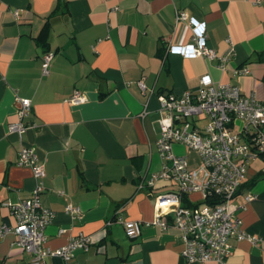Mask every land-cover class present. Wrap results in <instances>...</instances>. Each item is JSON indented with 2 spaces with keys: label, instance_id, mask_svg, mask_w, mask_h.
<instances>
[{
  "label": "crops",
  "instance_id": "crops-1",
  "mask_svg": "<svg viewBox=\"0 0 264 264\" xmlns=\"http://www.w3.org/2000/svg\"><path fill=\"white\" fill-rule=\"evenodd\" d=\"M182 12L187 18L179 19ZM191 18L206 23L207 45L219 56L168 52L195 42ZM47 51L54 58L43 75ZM244 68L247 74L236 73ZM204 75L264 99V0H0V227L14 222L7 204L33 193L32 168L17 163L22 147H33L46 167L42 203L55 212L46 246L81 234L93 240L70 264H218L188 262L176 227L145 226L132 238L119 220L155 219V196L175 188L166 181L140 188L163 165L159 95L198 90ZM76 90L86 101L66 102ZM17 97L32 104L22 136L9 129L20 120ZM174 150L198 160L181 143ZM247 193L255 199L246 202ZM232 204L244 206L242 228L263 240H234L230 263L264 264L263 158L252 162ZM16 239H0V264H31ZM48 263L66 264L60 257Z\"/></svg>",
  "mask_w": 264,
  "mask_h": 264
},
{
  "label": "built area",
  "instance_id": "built-area-1",
  "mask_svg": "<svg viewBox=\"0 0 264 264\" xmlns=\"http://www.w3.org/2000/svg\"><path fill=\"white\" fill-rule=\"evenodd\" d=\"M178 17L185 19L187 15L182 12ZM190 24L195 42L170 45L168 52L189 58L219 56L207 45L206 23L191 18ZM53 58L50 51L43 55V75L50 74ZM223 60L226 62L227 58ZM248 72V68L236 71ZM200 82L198 90L159 95L161 133L157 145L163 165L140 188H154L159 181L169 182L175 188L155 196L158 211L155 219L119 220L132 238L140 236L145 226L155 225L164 231L176 227L183 239L182 256L188 262L231 264L234 240L253 244L263 240L242 228L237 211L244 206L234 208L232 201L239 194L252 162L264 155V99L243 93L237 85H216L210 75H204ZM138 83L146 89L144 81ZM16 101L20 120L11 123L9 129L22 136L28 129L24 118L32 104L29 98L17 97ZM84 101L86 96L78 90L66 100L73 104ZM177 143L195 151L198 160L176 153ZM17 163L32 168L36 185L29 198L7 204L14 222L0 227V239L16 235V244L32 255L31 264H49L52 257L70 264L75 250H88L92 238L81 234L57 249L46 246V229L54 221L55 212L41 200L45 191V164L36 149L27 146L19 151ZM254 199L252 193L245 194L246 202ZM66 210L73 215L80 213L73 205Z\"/></svg>",
  "mask_w": 264,
  "mask_h": 264
},
{
  "label": "trees",
  "instance_id": "trees-1",
  "mask_svg": "<svg viewBox=\"0 0 264 264\" xmlns=\"http://www.w3.org/2000/svg\"><path fill=\"white\" fill-rule=\"evenodd\" d=\"M48 30H49V24H46V27L44 28L43 32L41 33V35L38 37V41L43 45V46H47L46 40H47V35H48ZM31 113V110H30ZM29 113V115H30ZM28 115V116H29ZM26 118V117H25ZM25 118H24V122H25ZM26 123V122H25ZM27 124V123H26ZM263 159H264V155H263Z\"/></svg>",
  "mask_w": 264,
  "mask_h": 264
},
{
  "label": "rangeland",
  "instance_id": "rangeland-1",
  "mask_svg": "<svg viewBox=\"0 0 264 264\" xmlns=\"http://www.w3.org/2000/svg\"><path fill=\"white\" fill-rule=\"evenodd\" d=\"M177 144H179V143H177ZM184 145V144H183ZM178 154H184V153H181V152H179V151H176Z\"/></svg>",
  "mask_w": 264,
  "mask_h": 264
}]
</instances>
